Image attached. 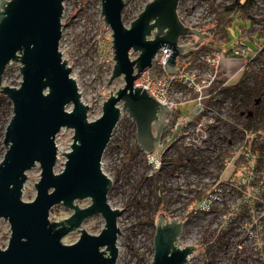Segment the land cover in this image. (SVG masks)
<instances>
[{
    "label": "water",
    "instance_id": "water-1",
    "mask_svg": "<svg viewBox=\"0 0 264 264\" xmlns=\"http://www.w3.org/2000/svg\"><path fill=\"white\" fill-rule=\"evenodd\" d=\"M64 1L0 0V95L13 103L0 163V219L9 220L12 233L8 246L0 248V264H117L122 212L108 202L113 181L102 168L104 152L126 111L137 125L138 144L145 154L155 153L168 108L145 88L136 87L135 81L162 47L172 51L166 70L177 73V57L195 50L191 44L180 45V39L208 36L182 21L181 0H152L130 27L123 21L125 0H102L105 23L113 31L116 63L111 79L124 76L125 85L111 91L99 118L89 120L90 107L82 101L72 68L60 50ZM132 51L139 53L134 59ZM14 62L20 63L19 87L3 83L7 67ZM69 105H73L70 110ZM64 127L74 130L73 143L63 152L65 168L55 173L56 137ZM37 163L42 168L35 183L37 196L24 201L27 172ZM85 198L92 202L82 208L76 201ZM59 204L74 212L52 221L51 209ZM95 215L105 219L97 235L82 228ZM156 227L152 264H189L196 247H181L184 223L161 214ZM74 230L81 231L80 238L64 243Z\"/></svg>",
    "mask_w": 264,
    "mask_h": 264
},
{
    "label": "rangeland",
    "instance_id": "rangeland-1",
    "mask_svg": "<svg viewBox=\"0 0 264 264\" xmlns=\"http://www.w3.org/2000/svg\"><path fill=\"white\" fill-rule=\"evenodd\" d=\"M151 1L125 0L123 9L125 25L130 27L132 21ZM233 1L181 0L179 6L182 20L208 35L205 38L189 36L182 39L183 42L200 50L196 52L197 55L219 50L224 56H229L227 53L232 52L239 45L247 48L249 52L247 56L228 57L242 60L241 73H249L245 85L254 90V94L248 96L244 92H239L235 98L234 94L227 91L226 94L220 95L221 102L214 108L226 115L227 129L232 122L238 127H241L240 124L253 125L252 120H260L264 114V79H257L256 75L264 67V58L259 59L257 55L262 49L261 53L264 57V0H252L254 3L245 11L238 12L226 36L222 28H218L215 24L218 16L216 9L220 10ZM244 2L245 0L241 1ZM64 5L60 50L72 68L71 75L77 81L83 102L90 107L89 120H96L102 115L103 104L110 97L111 91L113 94L125 85L124 76L111 79L116 63L112 47L113 31L105 23L102 0H65ZM196 53L192 56L194 65ZM138 54L132 51L131 57L134 59ZM19 65L20 63L14 62L7 67L3 78L4 84L20 86L22 74ZM229 83L235 84L236 80ZM220 85H216L213 92L219 91ZM181 94L183 100L194 96L190 92ZM1 96L0 163L6 153L4 129L13 115V103L7 96ZM176 99L180 100L178 95ZM258 99H260L259 103H257ZM194 105L195 102H191L180 106L182 116L188 114ZM120 106L122 107V103ZM67 108L70 110L73 105ZM170 125L171 123L169 127ZM232 125L234 127V124ZM170 134L169 128L164 130L163 144L153 156L156 163H151L153 157L145 154L138 144L136 123L126 111H123L121 120L115 127L104 152L102 168L113 181L108 202L113 208L122 212L118 218L121 233L117 242L119 247L117 264H152L156 223L161 214H164L168 220L184 221V230L180 238L181 247L186 245L196 247L189 258V264H264V202L262 207L255 206L240 211L233 220L225 219L224 211L235 205L240 199L239 193L221 194L223 204H216L212 212L199 210L197 202L188 203L195 195L189 193V189L194 185L193 182H197L198 186L195 187L199 189L204 187L203 183H209L206 178L211 177L210 180L213 181L215 175L220 173V167L214 168L215 157L220 161L225 157L223 153H231L226 154V157L234 154L240 147L241 134L233 135L235 137L233 145L224 148L223 153L211 148L216 140L211 139V145L208 143L207 149L189 150L180 145L182 142H172L175 136L171 137ZM73 135L74 130L66 127L57 134L56 144L59 151L55 173H60L65 168L66 157L63 152L71 149ZM167 148L169 150L159 170L157 169L160 165L159 153ZM263 166L264 161H261L258 168L262 170ZM41 172L40 163L27 172L28 180L22 197L24 201H32L36 198L35 183L40 180ZM158 195L167 201L164 210L160 209L164 205L158 204ZM91 202V198L76 201L82 208L89 206ZM190 204H195L192 205L193 209L190 208ZM205 208L207 209V206ZM73 212L72 209L59 204L51 209L50 219L61 221L70 217ZM104 227L105 219L102 215L92 216L82 225L83 229L93 235L100 234ZM11 233L9 220L1 218L0 248L4 249L8 246ZM262 233V239H259ZM80 236L81 231L74 230L63 238V242L72 244Z\"/></svg>",
    "mask_w": 264,
    "mask_h": 264
},
{
    "label": "built area",
    "instance_id": "built-area-1",
    "mask_svg": "<svg viewBox=\"0 0 264 264\" xmlns=\"http://www.w3.org/2000/svg\"><path fill=\"white\" fill-rule=\"evenodd\" d=\"M234 3L235 0L230 5ZM182 39L179 41L180 45H189L187 42H183ZM191 46L195 50L186 52L184 56L177 57L176 62H180L176 66L178 72L173 74L165 69V64L172 51L168 47H162L154 57L152 65L138 76L135 86L142 89L145 88L157 101L167 106L165 129L169 128L172 134L171 137L175 136L172 142H182L180 145L186 149H207L206 146L212 139L213 141L216 140V143L211 148H216L223 153L224 148L233 145L235 138L233 135L241 134L240 147L234 154L226 157V154L231 153H223L225 157L220 161L215 157L216 166L214 168L220 167V173L215 175L214 180L211 181V177L209 179L206 178L209 183H203L204 187L199 189H196L198 186L197 182H193L194 185H191L192 187L189 186V188L191 187L189 193H195L193 197L197 193L206 194L201 201L197 202V206L199 210L209 212L215 210L216 204H223L221 194L239 193L240 199L235 202L234 206L224 211V218L233 220L236 219L240 211L251 209L255 206L256 208L262 207L264 202V166L262 170L258 168L261 161H264V127L257 129L254 124H240L241 127H238L232 122L234 127L231 124L228 129L226 128V115L214 108L221 102L222 97L220 98V95L226 94L227 88L231 86L229 82H219L221 60L224 55L219 50L197 55L200 50L198 51L193 45ZM193 52H197L194 60L195 65L192 58ZM248 53L247 48L239 45L234 48L231 55L247 56ZM216 85H220L221 88H219V91L213 92ZM187 92L193 93L194 96L191 99L183 100V94L181 93L187 94ZM176 95H178L179 101L176 99ZM230 98H232L231 95ZM191 102H195V105L188 114L182 116L179 107ZM246 121L248 122V119ZM175 132L177 133L176 135ZM168 150L169 148L160 151V165L157 169L160 170L162 168L163 160ZM156 153L148 156L153 157ZM150 161L151 163H156L154 157ZM230 168L233 169L230 170ZM192 205H189L191 209H193L195 204ZM206 206L207 209L205 208ZM181 222L184 223V221ZM260 236L259 239H262L263 233ZM261 242L263 243L262 240Z\"/></svg>",
    "mask_w": 264,
    "mask_h": 264
},
{
    "label": "trees",
    "instance_id": "trees-1",
    "mask_svg": "<svg viewBox=\"0 0 264 264\" xmlns=\"http://www.w3.org/2000/svg\"><path fill=\"white\" fill-rule=\"evenodd\" d=\"M241 1L242 0H235V3L230 5V6L222 7V9H220V10L218 8L216 9L218 16L216 17L215 24L218 26V28L219 27L222 28V30L224 31L226 36L228 33V29L234 23V19L237 16V13L240 11H245L252 4V0H245L244 3H241ZM194 53L195 52H193V54ZM227 54L231 55V52H228ZM257 55H258L259 59L263 60L264 57L262 56L261 52H259ZM253 73L255 74V72H253ZM248 75H249L248 72H244L242 74L241 78L239 79L238 83L227 88L229 93L231 92L232 94L235 95V98L237 97L239 92H244L248 96H252L254 94L253 93L254 90H252L250 87L245 85V81H246V78L248 77ZM256 75H257V79H264V67L261 68ZM1 98H2V96L0 95V99ZM252 121H253L254 125H256L257 129L262 128L264 126V114L262 115V118L260 120H252ZM6 127H7V125H6ZM6 127L4 129V133H5ZM205 196H206L205 193H197V195L195 197L191 198L188 201V203L189 202H199ZM166 203H167V201L165 199H163V197L161 195H158V204L164 205L160 209L164 210Z\"/></svg>",
    "mask_w": 264,
    "mask_h": 264
},
{
    "label": "crops",
    "instance_id": "crops-1",
    "mask_svg": "<svg viewBox=\"0 0 264 264\" xmlns=\"http://www.w3.org/2000/svg\"><path fill=\"white\" fill-rule=\"evenodd\" d=\"M229 56H223L221 60V66H220V71H219V82L226 83V82L233 81L235 79L236 83H238L239 78L242 74L241 68H242L243 62L242 60H238V59H230L228 58ZM229 84L231 86L235 85L231 83Z\"/></svg>",
    "mask_w": 264,
    "mask_h": 264
},
{
    "label": "flooded vegetation",
    "instance_id": "flooded-vegetation-1",
    "mask_svg": "<svg viewBox=\"0 0 264 264\" xmlns=\"http://www.w3.org/2000/svg\"><path fill=\"white\" fill-rule=\"evenodd\" d=\"M260 99L257 100V103H259Z\"/></svg>",
    "mask_w": 264,
    "mask_h": 264
},
{
    "label": "bare ground",
    "instance_id": "bare-ground-1",
    "mask_svg": "<svg viewBox=\"0 0 264 264\" xmlns=\"http://www.w3.org/2000/svg\"><path fill=\"white\" fill-rule=\"evenodd\" d=\"M71 67V66H70ZM166 69V68H165ZM176 70H177V68H176ZM168 72V71H167ZM171 74H173V73H171ZM83 101V100H82Z\"/></svg>",
    "mask_w": 264,
    "mask_h": 264
}]
</instances>
